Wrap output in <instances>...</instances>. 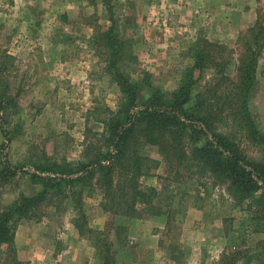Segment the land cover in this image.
Here are the masks:
<instances>
[{
  "label": "rangeland",
  "instance_id": "1",
  "mask_svg": "<svg viewBox=\"0 0 264 264\" xmlns=\"http://www.w3.org/2000/svg\"><path fill=\"white\" fill-rule=\"evenodd\" d=\"M161 4L159 0H0V89L6 84L12 97L3 111L6 118L0 121V209L20 195H32L40 189L29 175L34 164L73 162L82 159L95 142L100 143L102 121L109 111L116 110L119 90L93 43L97 30L110 27L130 42L132 53L120 65L138 87L137 103L155 89L169 96L178 87L193 62L187 46L197 37L224 44L230 61L228 73L235 75L244 44L252 43L248 29L253 25L239 32L217 33L214 28L223 30L225 26L202 7L181 12L178 23L176 14L184 1L165 0ZM245 20L257 22L261 28L263 48L248 107L264 133V0L255 1V15ZM211 74L212 70L205 71V77ZM145 149L151 158L161 160L156 146ZM247 149L251 159H264L263 147ZM163 167L161 163L152 175L140 179L144 186L160 191L163 211L128 221L127 236L136 246L116 244L118 264H218L222 254L229 252L236 253L232 264H264V221L261 231H254L250 201L237 203L226 185L209 174L201 176L184 169L174 175L173 171L164 172ZM81 209V222L92 230L102 229L111 217L101 209L98 192L85 198ZM80 212L70 199L59 202L53 198L43 207L39 220H22L19 224L26 226L23 233L40 236L48 232L56 244L51 261L43 246L23 250L14 243L19 263H29L33 257L29 264H71L75 260L78 264V254L70 260L61 236H70L71 225L79 234L73 222ZM144 220L147 225L141 229L149 238L148 245H140L129 236L130 225H144ZM80 236L86 238L82 247L92 252L89 264H98L92 235ZM31 240L21 245L28 246ZM5 261L11 264L6 257Z\"/></svg>",
  "mask_w": 264,
  "mask_h": 264
},
{
  "label": "trees",
  "instance_id": "2",
  "mask_svg": "<svg viewBox=\"0 0 264 264\" xmlns=\"http://www.w3.org/2000/svg\"><path fill=\"white\" fill-rule=\"evenodd\" d=\"M248 31L255 48L244 44L233 77L228 73L226 46L197 37L187 46L193 62L178 87L169 96L155 89L137 103L138 87L120 65L132 53L130 42L114 34L110 27L97 30L93 43L119 90L116 110L109 111L102 121L100 143L86 149L82 159L34 164V172L29 175L41 185L40 189L32 195L22 194L0 209V264H7L5 257L11 264H20L14 248L16 228L22 220H39L43 207L53 198L59 202L70 199L81 211L73 225L80 235H92L98 264H118L119 250L114 246H136L127 236L128 221L144 214L157 216L163 211L160 191L140 181L152 175L161 163L166 173L173 171L176 175L184 169L192 170L193 174H209L225 184L237 203L248 200L253 204L254 231H261L264 159H251L247 147L264 148V133L248 107L256 87V63L263 44L257 22ZM207 70H212V74L205 77ZM7 93L5 84L0 89V121L6 118L7 112L3 111L12 103ZM147 145L158 148L161 160L146 153ZM94 192L100 195L101 209L111 216L99 230L85 228L81 222L83 201ZM167 214L169 217L171 212ZM235 258V252L227 256L223 253L218 264H232Z\"/></svg>",
  "mask_w": 264,
  "mask_h": 264
},
{
  "label": "crops",
  "instance_id": "3",
  "mask_svg": "<svg viewBox=\"0 0 264 264\" xmlns=\"http://www.w3.org/2000/svg\"><path fill=\"white\" fill-rule=\"evenodd\" d=\"M157 1V0H154ZM163 1L165 0H159ZM184 5L179 8L180 12H178V18L177 22L180 23V13L181 12H187L188 10H194L193 7H202L203 11L206 12V14H212V18H217L219 21V24L222 27H228V30H225V27L223 30H217L214 28L215 32L217 33H233V32H239L242 30L247 29L249 26L253 25V21H247L246 18H249L252 15H255V1L257 0H183ZM161 4V5H162ZM249 5V6H248ZM200 11V9H198ZM214 14V15H213ZM184 24H186L189 27V24L184 21ZM190 28V27H189ZM216 39V38H214ZM144 225L141 224V222H136L130 225L129 227V236L140 245H148L149 238L146 237V235L142 234L143 230L141 228H146L145 225H147V220H144ZM144 226V227H143ZM26 228L25 225L19 224L15 236H14V243L16 244L18 249H31L34 250L35 248L44 247V251L46 252V258L47 254L51 257V261H53L54 256V250H55V244H54V236L50 233L44 232L40 236H34L33 234H25L23 233V229ZM71 232H68L70 236H64L63 234L61 237L64 238V242L68 245V252L70 254V260H74L77 257L78 254V264H89L90 261H88V258L91 256L92 253L89 250L87 251L85 247H82V241H86V238L80 236L73 226L71 225ZM72 235V236H71ZM29 238H33L34 240L29 242V245H21V242L26 243V241L29 240ZM44 242V244H43ZM79 245V246H78ZM20 247V248H19ZM66 248L64 249V252H67ZM61 251V250H60ZM35 254V253H34ZM33 254V256H34ZM73 254V255H72ZM59 257V255H58ZM34 258L32 257L31 261L29 263L33 262ZM25 262V261H24ZM25 262V264H29ZM50 264H53L52 262ZM71 264H76V260L73 261Z\"/></svg>",
  "mask_w": 264,
  "mask_h": 264
}]
</instances>
